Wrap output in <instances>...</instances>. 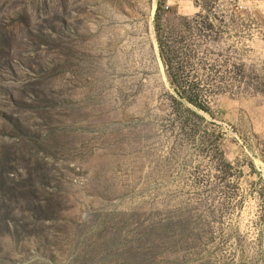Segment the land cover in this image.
I'll list each match as a JSON object with an SVG mask.
<instances>
[{
	"label": "rangeland",
	"instance_id": "rangeland-1",
	"mask_svg": "<svg viewBox=\"0 0 264 264\" xmlns=\"http://www.w3.org/2000/svg\"><path fill=\"white\" fill-rule=\"evenodd\" d=\"M0 264H264V0H0Z\"/></svg>",
	"mask_w": 264,
	"mask_h": 264
}]
</instances>
